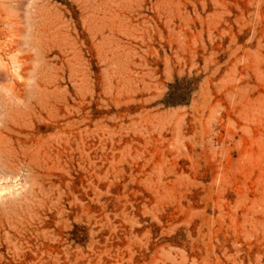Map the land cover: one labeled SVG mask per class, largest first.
<instances>
[{
	"label": "rangeland",
	"instance_id": "374dc122",
	"mask_svg": "<svg viewBox=\"0 0 264 264\" xmlns=\"http://www.w3.org/2000/svg\"><path fill=\"white\" fill-rule=\"evenodd\" d=\"M1 151L0 264H264V0H0Z\"/></svg>",
	"mask_w": 264,
	"mask_h": 264
},
{
	"label": "bare ground",
	"instance_id": "6f19581e",
	"mask_svg": "<svg viewBox=\"0 0 264 264\" xmlns=\"http://www.w3.org/2000/svg\"><path fill=\"white\" fill-rule=\"evenodd\" d=\"M10 152V151H9ZM9 155V154H8ZM11 155V154H10ZM1 158H2V151H1V156H0ZM4 157V156H3ZM13 159V158H12ZM7 160V159H6ZM10 161V160H9ZM8 161V162H9ZM3 163H4V160H3ZM10 163V162H9Z\"/></svg>",
	"mask_w": 264,
	"mask_h": 264
}]
</instances>
